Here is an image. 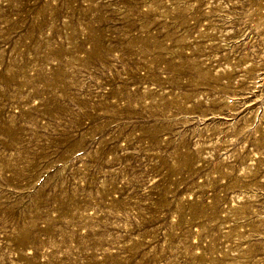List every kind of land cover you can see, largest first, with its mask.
I'll list each match as a JSON object with an SVG mask.
<instances>
[{
    "label": "rangeland",
    "instance_id": "rangeland-1",
    "mask_svg": "<svg viewBox=\"0 0 264 264\" xmlns=\"http://www.w3.org/2000/svg\"><path fill=\"white\" fill-rule=\"evenodd\" d=\"M0 264H264V0H0Z\"/></svg>",
    "mask_w": 264,
    "mask_h": 264
}]
</instances>
